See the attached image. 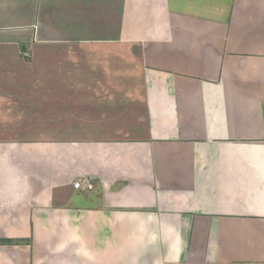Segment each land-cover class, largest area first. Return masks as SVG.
<instances>
[{"label": "crops", "instance_id": "crops-1", "mask_svg": "<svg viewBox=\"0 0 264 264\" xmlns=\"http://www.w3.org/2000/svg\"><path fill=\"white\" fill-rule=\"evenodd\" d=\"M0 264H264V0H0Z\"/></svg>", "mask_w": 264, "mask_h": 264}, {"label": "built area", "instance_id": "built-area-1", "mask_svg": "<svg viewBox=\"0 0 264 264\" xmlns=\"http://www.w3.org/2000/svg\"><path fill=\"white\" fill-rule=\"evenodd\" d=\"M75 188L76 189H82L83 187H82V183L81 182H77L76 184H75ZM83 189H86V190H93V185L91 184V183H89V182H86V184H85V188H83Z\"/></svg>", "mask_w": 264, "mask_h": 264}]
</instances>
